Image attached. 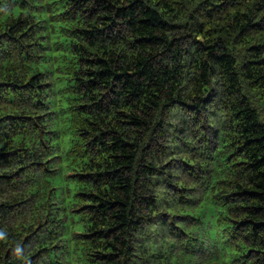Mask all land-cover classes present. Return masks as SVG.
<instances>
[{"label": "trees", "instance_id": "1", "mask_svg": "<svg viewBox=\"0 0 264 264\" xmlns=\"http://www.w3.org/2000/svg\"><path fill=\"white\" fill-rule=\"evenodd\" d=\"M0 264H264V0H0Z\"/></svg>", "mask_w": 264, "mask_h": 264}, {"label": "rangeland", "instance_id": "2", "mask_svg": "<svg viewBox=\"0 0 264 264\" xmlns=\"http://www.w3.org/2000/svg\"><path fill=\"white\" fill-rule=\"evenodd\" d=\"M171 122H172L173 124L178 123V119H177V117H173V120H172ZM176 125H178V124H176ZM172 129H173V127H172ZM147 231H148V230H146V229L144 230V233H143L144 235H143V237H146V239H147V238H150V239H151V237H153L154 235H153V234H150V235L148 234V235H147V234H146Z\"/></svg>", "mask_w": 264, "mask_h": 264}]
</instances>
